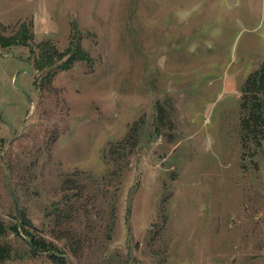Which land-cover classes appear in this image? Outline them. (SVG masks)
Wrapping results in <instances>:
<instances>
[{
    "label": "rangeland",
    "instance_id": "obj_1",
    "mask_svg": "<svg viewBox=\"0 0 264 264\" xmlns=\"http://www.w3.org/2000/svg\"><path fill=\"white\" fill-rule=\"evenodd\" d=\"M261 69L264 0H0V264H264Z\"/></svg>",
    "mask_w": 264,
    "mask_h": 264
},
{
    "label": "trees",
    "instance_id": "obj_2",
    "mask_svg": "<svg viewBox=\"0 0 264 264\" xmlns=\"http://www.w3.org/2000/svg\"><path fill=\"white\" fill-rule=\"evenodd\" d=\"M10 40L11 42L16 41L18 43L17 38ZM43 51L44 53L42 56H44V58L42 57L41 61H38L41 64L46 63L53 57V54H49L45 50ZM250 84H246L245 94L251 97L253 104L251 103V107H248L246 101L243 103V110L248 109L249 111V117L247 118V121L243 122V128L246 132L250 133L249 135H252L253 138H258L259 131L257 128H259L260 124H262V119L264 117V104L259 98L260 94L264 97V69H261L254 74ZM248 123H251V125L248 126ZM11 230L16 234L18 229L15 225L14 227H11ZM4 235H6V228L0 221V262L11 260V247L8 244L1 242V239L4 237ZM29 245L33 251L46 254L54 264H68L63 253L50 242H46L43 239H34L33 237L29 236Z\"/></svg>",
    "mask_w": 264,
    "mask_h": 264
},
{
    "label": "water",
    "instance_id": "obj_3",
    "mask_svg": "<svg viewBox=\"0 0 264 264\" xmlns=\"http://www.w3.org/2000/svg\"><path fill=\"white\" fill-rule=\"evenodd\" d=\"M236 2V0H226L227 5H232Z\"/></svg>",
    "mask_w": 264,
    "mask_h": 264
}]
</instances>
